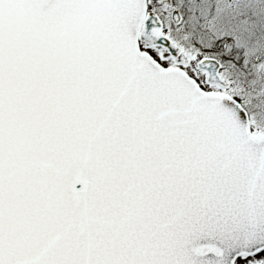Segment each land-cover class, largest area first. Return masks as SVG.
<instances>
[{
    "label": "snow or ice",
    "instance_id": "obj_1",
    "mask_svg": "<svg viewBox=\"0 0 264 264\" xmlns=\"http://www.w3.org/2000/svg\"><path fill=\"white\" fill-rule=\"evenodd\" d=\"M0 264H264V0H0Z\"/></svg>",
    "mask_w": 264,
    "mask_h": 264
}]
</instances>
